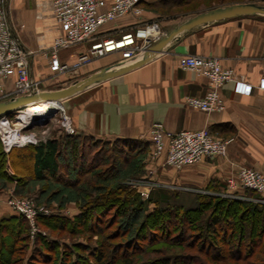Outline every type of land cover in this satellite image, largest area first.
Listing matches in <instances>:
<instances>
[{"label": "trees", "instance_id": "obj_1", "mask_svg": "<svg viewBox=\"0 0 264 264\" xmlns=\"http://www.w3.org/2000/svg\"><path fill=\"white\" fill-rule=\"evenodd\" d=\"M190 1L142 0L139 5L143 12L160 5L167 14V7H185ZM200 4L215 7L207 6V0ZM148 150L145 141L101 140L82 133H54L8 153L0 142V192L12 185L19 195L30 182H41L34 201L51 206L52 197L72 189L76 215L62 214L59 205V210L39 215L36 223L70 235L87 234L84 243L37 235L28 252L25 218L14 212L0 216V264H264V204L255 201L256 193L244 189L249 200L202 192L144 200L120 177L143 171V160L136 158L142 154L144 159ZM90 174L92 179L83 181Z\"/></svg>", "mask_w": 264, "mask_h": 264}, {"label": "crops", "instance_id": "obj_2", "mask_svg": "<svg viewBox=\"0 0 264 264\" xmlns=\"http://www.w3.org/2000/svg\"><path fill=\"white\" fill-rule=\"evenodd\" d=\"M51 1L9 0L8 4L11 27L19 43L33 52L29 70L34 78L42 80L43 90L65 88L75 80L117 63L119 54L114 52L94 57L76 70L51 72L45 52L61 34ZM251 2L264 5V1ZM177 26H165L164 34ZM135 27V18L126 15L101 25L96 36L119 38ZM88 46L81 43L62 49L58 57L70 65ZM184 55L213 57L223 68L233 70V80L219 90L224 105L221 111L205 113L184 104L185 96H202L207 89L206 78L180 68L179 59ZM263 77L264 16L240 15L184 31L150 62L73 94L64 103L78 133L95 139L146 142L147 132L156 122L175 132L207 127L213 136L228 141L224 156L204 158L179 170L161 165L156 168L154 178L187 191L224 193L226 180L234 178L240 167L264 173V89L258 87ZM236 81L251 85L250 93L234 91ZM56 134H59L57 130ZM229 192L251 199L238 184ZM61 213L73 217L78 209L70 204ZM8 214L12 212L0 193V216Z\"/></svg>", "mask_w": 264, "mask_h": 264}, {"label": "built area", "instance_id": "obj_3", "mask_svg": "<svg viewBox=\"0 0 264 264\" xmlns=\"http://www.w3.org/2000/svg\"><path fill=\"white\" fill-rule=\"evenodd\" d=\"M142 0H52L51 10L61 34L53 39L46 50L48 67L53 73H63L76 70L81 65L90 62L94 57H102L109 53H118L117 62H129L138 58L152 44L159 41L164 33L155 20H141L143 9L139 3ZM9 0H0V101L24 97L39 96L43 92L42 80L34 78L29 70L31 50L25 49L17 40L11 27ZM131 15L136 20V27L125 32L119 38H98L99 27L120 17ZM88 43L86 51L77 55L72 64L60 61V50ZM125 43L122 46L119 44ZM182 70L193 72L207 79V89L202 96L184 97V104L190 108L205 113L221 111L224 108L219 90L234 78L233 70L223 68L218 59L199 55H184L179 59ZM258 87L264 89V77L258 82ZM234 91L249 94L251 85L236 81ZM52 105L44 118L56 117L59 134L75 135L78 130L68 114L64 100H43ZM37 101V102H38ZM24 107H17L0 115V142L5 153L12 148L35 145L45 141L48 127L35 133L26 128L35 121L36 116L24 114ZM38 117V116H37ZM15 122V123H14ZM148 160L151 165L167 166L175 170L188 164L197 163L204 158L224 156L228 141L212 135L207 127L196 130L170 131L159 123H153L147 132ZM154 168L148 171L152 176ZM147 175V174H146ZM142 199H147L155 180L146 178L127 182ZM252 190L259 197L255 199L264 204V173L240 167L234 178L226 180V192L222 195L235 196L231 192L236 185ZM6 206L21 215L33 226L39 215L50 214L44 206L35 207L33 197H16L12 192L3 195Z\"/></svg>", "mask_w": 264, "mask_h": 264}, {"label": "rangeland", "instance_id": "obj_4", "mask_svg": "<svg viewBox=\"0 0 264 264\" xmlns=\"http://www.w3.org/2000/svg\"><path fill=\"white\" fill-rule=\"evenodd\" d=\"M235 1H239V2H251V1H259L260 3H263L262 1L264 0H226V2H222V1H216V0H207L208 5L207 6H215L216 5H223L225 6V3H229L230 2H235ZM201 0H191L189 4H187V6L185 7H167V14H164L165 8L161 7L160 5H154L151 8H149L151 10L148 11H144V13L141 16V20L143 21H147V20H155L159 26L160 29L163 33H165V31H163V28H166L167 26H177L178 24H180L181 22L187 20L190 17H193L194 15H196L198 12H201V10H203L205 7L201 6ZM228 5V4H226ZM155 14H153V13ZM146 13V16H145ZM150 13L152 15H150ZM166 26V27H165ZM165 36V34L163 35V37ZM65 105V103H64ZM66 108V106H65ZM67 110V108H66ZM68 112V110H67ZM69 114V112H68ZM70 115V114H69ZM34 116V115H33ZM35 117V116H34ZM15 123V122H14ZM45 127H48V131L47 134L45 135V140L48 139L49 137H51L54 133H56V127H57V121H56V117L55 116H51L48 118H44L43 116H36L35 121H33L31 124H29L28 129L34 131L35 133H39V131ZM55 131V132H54ZM58 131V130H57ZM149 151V150H148ZM142 154L137 157L136 159L138 160H143V171L141 170L140 172L138 171V173H134L133 171H129L128 173L124 174L122 177H120V179L123 181V183H127L133 180H138V179H142L144 176L148 179L151 180H155L156 185H154L150 192H149V197H157V198H161V195H168L172 194V193H180V194H185V193H190V192H195V191H187L178 187H172V186H167L166 184H162L159 183L158 181H156L155 177V170L158 166L155 165H151L149 160H148V152L147 155L144 157V159L142 158ZM135 162V161H134ZM133 162V164H135ZM161 166V165H159ZM165 167V166H164ZM154 168V173L152 174V176L148 175V171L150 169ZM147 174V175H146ZM92 177V175H87L83 181H85L86 178L88 179H92L90 178ZM110 182V181H109ZM30 185L27 186L25 189H23V191L21 193H19V195L14 194V191L12 190V185L8 186V189L5 190L4 192H0L1 194H5L7 192H12V194L16 197H33L34 195L36 196L37 193H33L37 188H39L42 183L41 182H30ZM53 183H51L49 186H52ZM83 183H81L79 186H82ZM54 186V185H53ZM127 187L131 188L134 190V188L130 187L128 184H126ZM40 189V188H39ZM154 190V191H153ZM152 192H156L155 195H152ZM138 194V193H137ZM45 197H43L44 199ZM147 198V199H148ZM76 192L74 190H68V189H63V191H61L60 194L52 197V204L50 203L51 206H47L45 205L44 207L48 209V212H53V211H57L58 206L60 205L62 208L61 209H65L67 206H69L70 204L76 206ZM146 200V199H144ZM34 205L35 207H39V206H43L42 204L40 205H36V202L34 201ZM53 206H55L56 210H54ZM153 209V205L149 204L147 206V211H151ZM48 215V214H47ZM26 224L28 226V239L26 241L25 244V248L27 249V251L29 252L30 250L33 249V247L37 244V238L38 236H40L41 240L45 239V238H51L53 240H61V241H65L68 243H71L73 241H80V242H85V238L87 236V234H85V232L83 234H78V235H70L67 234L65 232H60L58 231L55 226L49 228L46 226H41V225H37L36 223V219L34 221V228H35V232L34 234L31 235V225L30 223H28L26 221ZM38 235V236H37ZM9 237H5V241H9ZM94 239V238H93ZM91 242L88 243V245H90ZM22 244V243H20ZM93 245H95L93 243ZM15 257H17V253L15 254ZM248 263V262H247ZM246 262H225L222 264H247Z\"/></svg>", "mask_w": 264, "mask_h": 264}, {"label": "water", "instance_id": "obj_5", "mask_svg": "<svg viewBox=\"0 0 264 264\" xmlns=\"http://www.w3.org/2000/svg\"><path fill=\"white\" fill-rule=\"evenodd\" d=\"M240 15L264 16V5H260L255 2H243L225 6H218L204 12L197 13L193 17L188 18L177 27L172 29L159 41L148 47L145 51H143L140 57L135 58L129 62H117L111 66L104 67L98 72L93 73L89 76L82 77L79 80H75L69 86L59 90L43 92L39 96H24L1 100L0 115L7 113L17 107L37 102L39 99L65 100L73 94L81 92L94 84L117 77L150 62L159 54L163 53V48L170 40H177L180 37V34L184 31H187L198 25L207 24L208 22L218 21L221 19L236 17Z\"/></svg>", "mask_w": 264, "mask_h": 264}, {"label": "bare ground", "instance_id": "obj_6", "mask_svg": "<svg viewBox=\"0 0 264 264\" xmlns=\"http://www.w3.org/2000/svg\"><path fill=\"white\" fill-rule=\"evenodd\" d=\"M125 43H120L118 46H122ZM52 105L45 101L33 102L24 107V114L42 116L50 111Z\"/></svg>", "mask_w": 264, "mask_h": 264}]
</instances>
